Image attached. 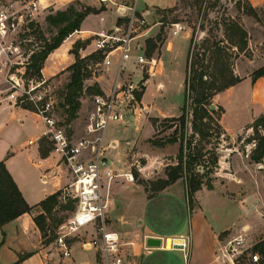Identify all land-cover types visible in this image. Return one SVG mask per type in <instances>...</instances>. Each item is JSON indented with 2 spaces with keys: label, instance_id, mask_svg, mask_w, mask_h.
Listing matches in <instances>:
<instances>
[{
  "label": "rangeland",
  "instance_id": "rangeland-1",
  "mask_svg": "<svg viewBox=\"0 0 264 264\" xmlns=\"http://www.w3.org/2000/svg\"><path fill=\"white\" fill-rule=\"evenodd\" d=\"M121 1L128 5L134 2V0ZM137 1L140 10L147 9L150 11L147 18L151 30L148 35L143 38H146V40L148 38H153V40H155L156 48L153 52V57L156 59V63L151 73L147 70L145 71L144 81H147V86L143 94L138 96V100L140 101L139 107L127 110L125 122L114 123L108 126L106 141L111 140L109 135H111V137L120 138V140H127L136 132V134L132 136L131 140L133 142L131 144L129 143V146L125 144V141H122V144H120L121 146L117 148L119 152L123 150V147H126L127 152L123 157H118L120 160H116L117 163L115 167L117 166V170L122 173L131 171L134 174L135 182L139 183V181L142 180L145 182L158 180L165 175L166 169L171 166H176L178 163L177 155L179 153L178 145L181 144L180 141H177L178 144L166 143L165 151H161L160 146H156L152 140L166 142L174 136H180V122L173 121L172 118L179 117L183 113L185 80L190 70L191 59H195V54L197 52L203 53L206 51L204 56L206 60L205 64H209L211 67L210 57L216 50L213 45L220 42L224 50V60L228 68H230L237 77H240L238 72L242 74L264 67V65H262L264 62V0H186V2L182 3L176 2L178 8L172 12L166 11L167 8H170L166 6L172 5L175 0ZM72 4L81 10L85 7H89L91 8V12L85 18L87 19L86 27L81 26L80 30H76L77 32H73L74 34L71 33L72 35L68 40H65V45L70 42L71 39H75V42L78 40H86L89 43L83 47V49H80V55L81 57H83L84 54L88 56L95 52L93 44L95 35L93 32H100L103 31V29L108 30L110 27L108 23L105 25L106 22L104 23L100 19L101 16H105L107 19L109 13L102 12L103 7L100 6L97 0H42L40 5L42 12L37 16L35 21H33V27L29 29L27 34L30 35L37 44H44L45 39H49L57 32V29L48 25L46 16L57 10H61L60 8L66 9ZM249 4L255 7L256 15L248 12ZM154 5L165 6V8ZM163 16H166L167 22L165 23L162 21L164 20ZM229 21L239 23L248 33V43L243 50L231 46L227 41L226 24ZM174 22H183L186 25L181 34L176 37L173 36L171 30V23ZM192 38L194 45L190 47ZM207 46H210L208 50L206 48ZM37 52H40V50ZM190 55L193 57L190 58ZM89 63L88 67L92 71V77L85 81V87L92 86L95 82H98L103 90H108L114 77L115 67L108 69L99 65V61L95 62L93 60ZM238 65L239 71H237ZM208 71L212 72V68H208ZM129 72H131V77L138 73V71L135 70H130ZM127 74L128 72L126 71L125 76ZM134 78L137 79L138 76L135 75ZM5 80L6 75L2 73L0 76V88L3 90L8 88V84ZM68 81V71H62L48 79V90L54 95L56 100L54 103V110L51 113L58 122L65 126L71 137L79 138L83 134L85 117L92 106V94L86 89L84 90L82 96V104H84V106L81 107L78 118L73 120L70 124H67V117L61 102L62 91ZM20 93H22V91H20ZM211 101L212 104L216 105L214 116L219 118L221 122L225 109L220 104L217 94ZM17 102L18 101L14 104L16 105ZM5 104L9 106V104L13 103L7 101ZM245 111L246 110H238V112L235 113L233 109H231L230 115L227 117V123H229L231 127H236L238 123L243 122L247 118V111ZM191 117L190 115L189 118ZM20 118H23L24 121L20 122ZM1 119L5 121V125L0 131V155L6 153L5 157L8 158L9 154L14 153V155L9 158L15 164L17 170L27 179L32 190L39 189L42 185L39 179L33 174L32 167L28 163L27 151H33L35 149V146H30L28 144V140L30 138H36L42 133L45 125L44 121L34 114L22 113L20 107H18L17 111L12 110L5 113V115L0 117V122L2 121ZM135 122H137L138 125L136 131L137 125ZM251 123L244 125L233 138L225 134L217 135V133H215L209 141H200L198 136H196L195 141L199 146H203L206 150L209 149L211 151V153H208L205 157L207 160L211 159L212 152H217L220 161H224V157L222 156L230 158V154L233 152L232 150L235 149L247 155V153H251L252 148L255 146V142L251 139L254 137V130L252 128H247ZM177 125H179L178 130L175 131ZM211 126L212 130H217V126H215L214 123H212ZM187 134H192L190 122L187 124ZM116 147L117 142L113 144V148ZM38 148L40 149V145ZM55 156V154H52L51 159L56 158ZM263 162L264 160H262V163ZM256 164L257 165L253 167V175L250 173L249 178L255 184L257 193L259 185L262 188V194H257L260 199L257 198L264 202V167L260 165V163ZM142 168L146 172L141 171ZM215 171L216 173L212 175L214 181L220 179L225 182L226 179L231 177L228 164L218 163ZM149 176L154 178V180H151ZM67 183L63 184L62 188L58 190L61 192V196L59 197L60 205L68 203L74 204L73 199L67 196L64 197L63 195V189ZM130 194L137 200L141 197L139 193L133 192ZM60 205L55 208V216L63 219L71 217L74 211L59 208ZM152 208V206L149 207L148 212L151 213ZM188 208V202L186 203L185 197H178L175 205H170V208L168 206V220L158 224L163 230L162 233L167 234L175 231L182 224V215L185 217L186 223L187 220L189 222L191 214H189L190 210ZM37 213L38 211H33L32 215H36ZM150 213L145 217L146 221L149 220ZM125 217V219L132 222L133 226L137 225L134 209L126 210ZM252 227L254 228L252 229V242L264 239V223L256 219ZM49 234H51V232H49ZM168 240L169 239H167V241ZM167 241L164 240V245L169 244ZM53 242L54 239L49 243H45V246L49 248L50 252H55L57 250ZM169 246H171V244H169ZM156 253L161 254L160 256L165 259L177 258V261L179 260V252L177 251H156ZM90 258L92 260V255H90ZM190 262L191 256L188 257L186 255L185 264H190Z\"/></svg>",
  "mask_w": 264,
  "mask_h": 264
},
{
  "label": "built area",
  "instance_id": "built-area-1",
  "mask_svg": "<svg viewBox=\"0 0 264 264\" xmlns=\"http://www.w3.org/2000/svg\"><path fill=\"white\" fill-rule=\"evenodd\" d=\"M97 2L103 7L102 12L110 10L117 14L110 29L93 32L94 50L103 54L98 64L105 68L114 66L115 73L108 90L92 95V106L85 118L82 136L71 137L65 126L52 115L56 100L49 95L48 80L28 75L33 54L43 49L42 43L37 44L27 34L42 12L39 0H0V76L5 73L8 84L6 90L0 88V104L6 101L15 103L19 97L27 95L26 99L38 110L46 126L41 138H49L53 151L60 155L68 177L63 195L73 199L76 206L72 216L56 231L53 243L61 255L72 257V246L77 243L82 250L94 252L95 264H141L135 242L111 226V185L119 178L128 181L135 178L131 171L122 173L114 167L108 150L116 142H107L105 135L109 125L126 120L127 110L139 107L137 94L147 86L145 71L151 73L156 63L153 55H147V40L143 38L151 30L147 18L150 11L140 10L137 2L131 5L121 0ZM171 25L175 37L186 27L183 22ZM130 70L138 71L135 74L137 79L135 75L131 77ZM46 95L49 99L43 102ZM172 239V248H175L176 238ZM181 239L183 241L178 243L187 247L184 238ZM164 240L161 238L162 248H165ZM223 255L226 264H264V239L252 242L247 235L235 237L228 241Z\"/></svg>",
  "mask_w": 264,
  "mask_h": 264
},
{
  "label": "crops",
  "instance_id": "crops-1",
  "mask_svg": "<svg viewBox=\"0 0 264 264\" xmlns=\"http://www.w3.org/2000/svg\"><path fill=\"white\" fill-rule=\"evenodd\" d=\"M39 1L41 3L42 0ZM134 2H137L138 5L137 0H134ZM176 2L177 0L166 7H173ZM159 7L165 8V6ZM60 9L63 10L62 8ZM106 12L109 13L108 18L106 19L104 16V19H100L104 23L106 22L105 25L108 23L110 29L117 20V14L110 10ZM86 21L87 19L83 21V27H86ZM69 37L70 35L65 40H68ZM65 40L45 60L41 71L44 79L48 80L65 71L67 67L75 62V55L71 52L75 39H71L66 45ZM85 56L87 55L84 54L83 57ZM262 65H264V62ZM239 70L238 65L237 71ZM253 71L242 74L238 72V75L242 78L241 81L217 94L220 104L225 109L221 125H223L225 135L232 138L244 125L253 122L256 117L264 113V76L253 81ZM18 107L20 106H16L14 103L9 104V106L5 102L0 104V117L12 110L17 111ZM231 109L235 113L238 110L247 111V118L243 122L238 123L236 127H231L227 123V117L230 115ZM20 110L24 114H34L43 120L42 116L37 112L22 107H20ZM23 121L24 119L20 118V122ZM135 124L137 125V122ZM4 125L5 121L2 120L0 122V131L4 128ZM137 127L138 125L135 131ZM45 128L44 125V129L38 137L28 140L30 146H35L33 151H27L28 163L32 167L33 174L41 182L42 186L39 189L32 190L27 179L17 170L15 164L9 158L14 153L9 154L8 158L5 157L6 153L0 155V161H5L7 169L31 206L40 203L49 195L57 192L68 181L66 170L57 152L52 151L47 157H42L40 154V149L38 148L40 145L39 140ZM132 136L127 140H120V138L109 135L111 140L107 142H117L116 148L112 147L108 150L114 167L117 163L116 160H120L118 157H123L127 152L126 147H123V150L119 152L117 148L121 146L122 141H125V144L129 146V143L133 142L131 140ZM31 141L33 142L31 143ZM175 144L178 143L175 142ZM160 148L161 151H165L166 146H160ZM179 148L180 145H178V152ZM232 151L230 158L222 156L224 161L219 159V164H228L231 177L226 179L225 182L216 179L213 189L204 187L197 191L194 200L196 204L189 213L191 214L189 222L187 220L186 223V219L182 215V224L172 233H162L163 230L158 224L168 220L167 207L169 206L170 208V205H175L178 197H185L187 203L183 179H178L175 183L152 197H149L144 185L135 182V180L128 181L124 178H119L111 185L109 194L111 226L123 237L135 242L134 248L139 254L137 258L141 264H185L186 255L188 257L191 256L190 264H226L223 253L228 241L245 235L251 241L253 240L252 229L254 228L252 225L256 219L264 223V202L258 200L260 197L257 196L258 193L262 194V188L259 185L257 193L255 184L249 178V174L253 175V167L257 164L251 160L250 153L245 155L238 149ZM52 154H55L56 158L51 159ZM259 163L264 167V162ZM141 171L146 172L143 168ZM149 178L154 180L150 176ZM160 178H167L166 173ZM127 192L129 194L133 192L139 193L141 197L137 200ZM151 206L153 208L150 213L148 209ZM133 209L136 216V226H133L132 222L125 219V211ZM148 213H150V218L146 221L145 217ZM32 214L24 213L0 227V264H95L94 252L82 250L77 243L72 246V257L70 258L61 255L57 247L55 252H50L49 248L43 244L41 232L33 221ZM150 238H165L166 241L171 239L172 244V238H184L187 247L171 248L165 244V249L161 246H152L148 243ZM146 247H150V250H145L144 248ZM156 251H177L179 252V260L177 261V258L165 259L160 256L161 254H157ZM90 255H92V260Z\"/></svg>",
  "mask_w": 264,
  "mask_h": 264
},
{
  "label": "trees",
  "instance_id": "trees-1",
  "mask_svg": "<svg viewBox=\"0 0 264 264\" xmlns=\"http://www.w3.org/2000/svg\"><path fill=\"white\" fill-rule=\"evenodd\" d=\"M182 2H186V0H177V3ZM177 3L173 7L167 8L166 11H175L178 8ZM90 12L91 8L89 7L81 10L72 4L66 9L57 10L46 16L48 25L57 29V32L49 39H45L43 49L40 52L33 54L32 63L28 68V75L30 77H43L41 71L48 55L59 47L69 35H72L71 33L81 29L83 21ZM248 12L256 15V9L252 4H249ZM163 17L164 20L162 21L164 23L167 22L166 16ZM226 25L228 43L231 46L237 47L239 50H243L248 43L247 31L237 22L229 21ZM154 41L153 38L147 39L146 53L149 57L153 55L156 48ZM88 43L86 40H78L74 43L71 52L75 55V62L65 70L69 72V81L62 91L61 105L67 117V124H70L79 116L85 89L92 95L103 93V89L98 82H95L92 86L85 87V81L92 77V71L88 67L89 62L92 60L98 62L103 57L102 52H94L86 57H81L80 49ZM193 45L192 38L190 47ZM213 46H215L216 50L210 57L211 67L209 64H205L206 60L204 56L206 51L203 53L197 52L195 59L190 55L192 59L190 62V70L185 80L183 113L179 117L172 118L173 121L180 122V136H174L166 142L152 140L156 146H165L166 143L180 141L181 144L177 155L178 163L176 166H171L166 169L167 178L165 179L159 178L156 181L148 182L144 180L139 181V183L144 185L145 190L149 193V197H152L182 178L186 187V198L190 211L194 208L197 191L204 187L207 189L214 188V178L212 175L216 173L215 169L220 159L217 152H212L211 159H205L206 155L211 153V151L209 149L206 150L203 146H199L195 138L198 136L200 141H209L215 133L217 135L225 134L220 119L214 116L215 110L211 108V100L216 94L237 84L242 79L235 76L233 71L228 68L224 60V50L220 42L215 43ZM206 48L208 50L210 46ZM208 68H212V72H209ZM261 76H264V67L252 73V80L255 81ZM142 94L143 91L139 92L137 96H141ZM49 95L54 97L52 93ZM49 95L43 98V102L49 99ZM26 97L27 95L25 94L19 97L16 105L38 113V110ZM23 99L24 101L20 102ZM190 115L192 116L191 118H189ZM188 122L191 123L192 129V134L190 135L187 134ZM212 123L217 126V130H212ZM178 126H176L175 131L178 130ZM247 128L254 130V137L251 139L255 142V146L251 150L250 158L255 163L262 162L264 159V113L256 117ZM39 144L42 157L49 156L53 151V143L49 138L42 137ZM60 196L61 192L57 191L46 197L40 203L31 206L26 201L13 176L7 169L5 161H0V227L24 213L32 214L36 210L38 213L32 215V218L41 232L43 244L49 243L53 239L55 240L58 226L68 218L63 219L55 216V208L60 205ZM59 208L75 211L76 206L73 203H68L60 205Z\"/></svg>",
  "mask_w": 264,
  "mask_h": 264
},
{
  "label": "water",
  "instance_id": "water-1",
  "mask_svg": "<svg viewBox=\"0 0 264 264\" xmlns=\"http://www.w3.org/2000/svg\"><path fill=\"white\" fill-rule=\"evenodd\" d=\"M142 88H145V85H142ZM211 108L212 109H215L216 108V105L215 104H212L211 105ZM175 241L177 243V244H175V248L182 247V245H180V243H178V242L183 241L181 238H176ZM148 243H149V245H152V246H161L162 245L161 239H157V238H150L148 240Z\"/></svg>",
  "mask_w": 264,
  "mask_h": 264
},
{
  "label": "bare ground",
  "instance_id": "bare-ground-1",
  "mask_svg": "<svg viewBox=\"0 0 264 264\" xmlns=\"http://www.w3.org/2000/svg\"><path fill=\"white\" fill-rule=\"evenodd\" d=\"M76 32H77V31H76ZM73 34H74V33H73ZM70 36H71V35H70ZM167 242H168L169 244H171V246H169V244H166V245H167L168 247H172V240L169 239Z\"/></svg>",
  "mask_w": 264,
  "mask_h": 264
}]
</instances>
